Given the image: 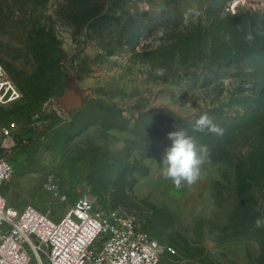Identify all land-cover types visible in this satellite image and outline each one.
Wrapping results in <instances>:
<instances>
[{"label":"rangeland","instance_id":"obj_1","mask_svg":"<svg viewBox=\"0 0 264 264\" xmlns=\"http://www.w3.org/2000/svg\"><path fill=\"white\" fill-rule=\"evenodd\" d=\"M0 63L22 92L0 104L11 206L59 220L87 198L134 216L161 264H264V0H0ZM205 113L223 135L192 130ZM180 129L210 157L177 189L158 167Z\"/></svg>","mask_w":264,"mask_h":264},{"label":"built area","instance_id":"obj_2","mask_svg":"<svg viewBox=\"0 0 264 264\" xmlns=\"http://www.w3.org/2000/svg\"><path fill=\"white\" fill-rule=\"evenodd\" d=\"M22 92L0 63V104L13 105ZM12 122L0 128L11 136ZM14 165L0 157V264H161L162 247L126 211L105 212L87 198L78 199L59 219L29 205L11 206L2 187ZM172 253L175 249L169 247Z\"/></svg>","mask_w":264,"mask_h":264},{"label":"clouds","instance_id":"obj_3","mask_svg":"<svg viewBox=\"0 0 264 264\" xmlns=\"http://www.w3.org/2000/svg\"><path fill=\"white\" fill-rule=\"evenodd\" d=\"M244 38L246 41H252L254 36L248 32ZM156 74L163 76L164 69H157ZM191 127L194 132L223 135V129L215 124L207 113L194 118ZM168 139L172 143L161 155L159 175L162 179L171 181L177 189L196 184L202 179L203 167L210 157L208 146L197 144L196 138L184 129L169 132ZM254 228H264V218L257 217L254 220Z\"/></svg>","mask_w":264,"mask_h":264},{"label":"water","instance_id":"obj_4","mask_svg":"<svg viewBox=\"0 0 264 264\" xmlns=\"http://www.w3.org/2000/svg\"><path fill=\"white\" fill-rule=\"evenodd\" d=\"M60 102L65 106L66 110L70 111L73 107L79 108L83 105V100L80 96L67 94L61 97Z\"/></svg>","mask_w":264,"mask_h":264},{"label":"crops","instance_id":"obj_5","mask_svg":"<svg viewBox=\"0 0 264 264\" xmlns=\"http://www.w3.org/2000/svg\"><path fill=\"white\" fill-rule=\"evenodd\" d=\"M160 155H162V154H160ZM206 166V165H205ZM206 167H208V164H207V166ZM206 172H204V177L210 182L212 179H211V177L209 176V175H207V174H205ZM208 182V183H209ZM168 183H170V181H168ZM151 184V180L150 179H144V180H142V181H140V183L138 184V187L140 186V188L142 187H144L146 190H148V188H149V185ZM171 184V183H170Z\"/></svg>","mask_w":264,"mask_h":264},{"label":"trees","instance_id":"obj_6","mask_svg":"<svg viewBox=\"0 0 264 264\" xmlns=\"http://www.w3.org/2000/svg\"><path fill=\"white\" fill-rule=\"evenodd\" d=\"M130 22V21H129ZM130 25V24H129ZM138 27L137 23H135V21H131V42H133V38H134V30ZM262 108H256L253 110V115H257V113L261 110Z\"/></svg>","mask_w":264,"mask_h":264}]
</instances>
